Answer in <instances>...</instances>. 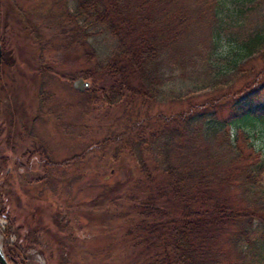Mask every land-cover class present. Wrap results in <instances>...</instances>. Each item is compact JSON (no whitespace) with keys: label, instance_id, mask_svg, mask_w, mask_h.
Instances as JSON below:
<instances>
[{"label":"trees","instance_id":"obj_1","mask_svg":"<svg viewBox=\"0 0 264 264\" xmlns=\"http://www.w3.org/2000/svg\"><path fill=\"white\" fill-rule=\"evenodd\" d=\"M6 1L4 7L0 0V233L9 264H29V248L44 264H79L69 253L75 227L59 218L64 206L54 199V172L67 160L53 159L21 116L32 109L21 96L31 85L17 42L34 36L41 44L43 28H55L87 56L79 73L65 75L88 83L76 90L81 104L100 97L102 105L123 109L121 119L136 118L104 139H121L136 171L126 193L130 263L264 264V154L249 131L264 125V67L253 64L264 62V0H38L31 8ZM38 7L42 19L34 24L30 13ZM100 37L110 41L103 52ZM40 64L31 75L41 77L47 67L64 79ZM202 90L187 110L150 113L153 105ZM42 93L30 90L37 100ZM28 139L32 145L23 146ZM47 186L51 197L43 196ZM47 210L56 216L44 222Z\"/></svg>","mask_w":264,"mask_h":264},{"label":"rangeland","instance_id":"obj_2","mask_svg":"<svg viewBox=\"0 0 264 264\" xmlns=\"http://www.w3.org/2000/svg\"><path fill=\"white\" fill-rule=\"evenodd\" d=\"M2 1L3 6L7 7L8 2ZM18 1L28 8L39 3L38 0ZM34 11L29 13L32 22L38 24L42 19V15L39 14L41 10L38 7ZM40 35L38 39L42 43L39 45L35 42L37 38L34 36H29L30 42L21 41L20 38L17 42L21 72L25 76V79L24 76L22 79L31 85L30 88L24 86L21 96L31 102L29 106H32V109L26 114L21 113V116L29 119L32 133L45 143L53 159L67 160L66 166L59 167L58 172H54L58 178L54 199L57 198V204L64 206L59 218L64 216L70 218L72 228L75 227L76 230L74 237L70 238L73 246L69 248V253L78 259L79 264H131L129 260L132 250L125 240L126 227L131 216L126 193L133 188L130 177L136 174V171L130 167L131 160L126 158L121 139L106 143L104 139L109 133H113V130L117 132L126 130L136 118L124 119L123 116L121 119L118 115L122 114L123 109L102 105L100 97L81 104L80 99L83 97L79 96L72 86V82L81 77L73 80L67 76L70 80L64 79L67 78L65 75L79 73L80 69L87 65V56L84 57V52L80 48L60 38L55 28H43ZM96 44L97 50L103 52L110 45V41L100 37ZM37 63L48 65L55 72L62 73L64 79L55 77V74H51L52 70L47 67L40 74L41 77L31 75L33 66ZM253 64L257 70L264 67L260 57ZM28 77H31V82ZM242 81L243 79L239 83ZM32 87L35 95L37 91H43L39 100L30 95ZM205 91L191 93L179 102H166L161 107L153 105L150 113L152 115L157 111L170 113L187 110L188 104L204 96ZM208 92L210 90L206 93ZM21 96L19 95L20 99ZM225 110L223 109V115ZM141 112H145V109ZM249 131L251 135L253 134L254 146L264 154V125L254 124ZM22 145L29 147L32 143L28 139ZM115 147H118V157L114 155ZM73 156L78 157L72 159ZM28 178L36 180L35 175ZM32 184L34 186L29 193L35 194L38 192L36 187L38 185L35 181ZM42 191L43 196L51 197L48 186ZM119 211L121 215H118ZM55 214L53 210L44 211V222L50 221ZM4 224L5 221L0 219V226ZM53 235L56 236L55 233ZM0 244L3 248L2 233ZM26 255L29 256V264H44V259L37 249L29 248Z\"/></svg>","mask_w":264,"mask_h":264},{"label":"water","instance_id":"obj_3","mask_svg":"<svg viewBox=\"0 0 264 264\" xmlns=\"http://www.w3.org/2000/svg\"><path fill=\"white\" fill-rule=\"evenodd\" d=\"M0 58H1V46H0ZM87 85L88 83L84 81L82 78H78L72 82L73 88L79 92H82ZM0 264H9L3 252V248L1 244H0Z\"/></svg>","mask_w":264,"mask_h":264}]
</instances>
